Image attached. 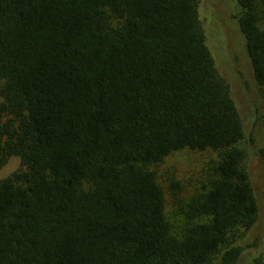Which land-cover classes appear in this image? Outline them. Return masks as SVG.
<instances>
[{
	"label": "trees",
	"instance_id": "16d2710c",
	"mask_svg": "<svg viewBox=\"0 0 264 264\" xmlns=\"http://www.w3.org/2000/svg\"><path fill=\"white\" fill-rule=\"evenodd\" d=\"M237 2L264 102V0ZM198 3L0 0V168L20 160L0 179V264L236 262L259 206ZM183 148L215 157L171 219L150 166Z\"/></svg>",
	"mask_w": 264,
	"mask_h": 264
},
{
	"label": "rangeland",
	"instance_id": "374dc122",
	"mask_svg": "<svg viewBox=\"0 0 264 264\" xmlns=\"http://www.w3.org/2000/svg\"><path fill=\"white\" fill-rule=\"evenodd\" d=\"M238 12L237 0H199L198 3L205 43L219 73L229 84L241 116L245 134L240 146L246 151V164L259 206L253 225L238 231L235 241L230 240L243 246L234 264H264V127L259 119L264 102L237 24ZM214 157L212 151L183 148L150 166L163 188L169 218L174 216L179 199L187 200L200 190L201 182L209 176L207 168ZM18 167L19 158L9 156L0 168V179ZM172 180L178 182L177 188L171 186ZM210 264L219 263L216 259Z\"/></svg>",
	"mask_w": 264,
	"mask_h": 264
}]
</instances>
